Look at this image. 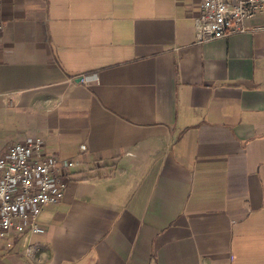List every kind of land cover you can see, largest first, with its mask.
<instances>
[{"label": "crops", "instance_id": "crops-1", "mask_svg": "<svg viewBox=\"0 0 264 264\" xmlns=\"http://www.w3.org/2000/svg\"><path fill=\"white\" fill-rule=\"evenodd\" d=\"M200 4L0 0V151L76 161L0 264H264V11L200 42Z\"/></svg>", "mask_w": 264, "mask_h": 264}, {"label": "built area", "instance_id": "built-area-1", "mask_svg": "<svg viewBox=\"0 0 264 264\" xmlns=\"http://www.w3.org/2000/svg\"><path fill=\"white\" fill-rule=\"evenodd\" d=\"M262 11L264 0H201L194 17L196 38L202 42L244 32L246 21ZM79 80L89 82L86 76ZM75 166V159L48 153L40 136H26L0 151V238L9 232H44L39 215L64 198L66 177Z\"/></svg>", "mask_w": 264, "mask_h": 264}, {"label": "water", "instance_id": "water-1", "mask_svg": "<svg viewBox=\"0 0 264 264\" xmlns=\"http://www.w3.org/2000/svg\"><path fill=\"white\" fill-rule=\"evenodd\" d=\"M79 80V79H78Z\"/></svg>", "mask_w": 264, "mask_h": 264}]
</instances>
